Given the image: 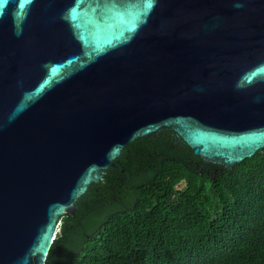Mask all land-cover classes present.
<instances>
[{
	"label": "water",
	"instance_id": "95a60500",
	"mask_svg": "<svg viewBox=\"0 0 264 264\" xmlns=\"http://www.w3.org/2000/svg\"><path fill=\"white\" fill-rule=\"evenodd\" d=\"M0 264H45L134 140L231 168L264 148V0H2Z\"/></svg>",
	"mask_w": 264,
	"mask_h": 264
},
{
	"label": "trees",
	"instance_id": "16d2710c",
	"mask_svg": "<svg viewBox=\"0 0 264 264\" xmlns=\"http://www.w3.org/2000/svg\"><path fill=\"white\" fill-rule=\"evenodd\" d=\"M45 264H264V148L227 169L170 131L134 140L61 217Z\"/></svg>",
	"mask_w": 264,
	"mask_h": 264
},
{
	"label": "clouds",
	"instance_id": "9594fccd",
	"mask_svg": "<svg viewBox=\"0 0 264 264\" xmlns=\"http://www.w3.org/2000/svg\"><path fill=\"white\" fill-rule=\"evenodd\" d=\"M3 14H4L3 3H2V0H0V17H2Z\"/></svg>",
	"mask_w": 264,
	"mask_h": 264
},
{
	"label": "rangeland",
	"instance_id": "374dc122",
	"mask_svg": "<svg viewBox=\"0 0 264 264\" xmlns=\"http://www.w3.org/2000/svg\"><path fill=\"white\" fill-rule=\"evenodd\" d=\"M179 186H181V185H179Z\"/></svg>",
	"mask_w": 264,
	"mask_h": 264
}]
</instances>
